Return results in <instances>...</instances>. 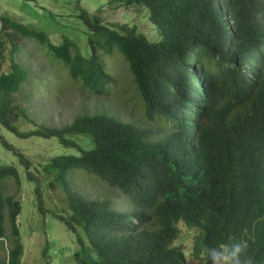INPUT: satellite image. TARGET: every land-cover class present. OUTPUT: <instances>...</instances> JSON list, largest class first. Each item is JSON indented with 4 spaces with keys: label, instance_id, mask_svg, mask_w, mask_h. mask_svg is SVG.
I'll return each mask as SVG.
<instances>
[{
    "label": "trees",
    "instance_id": "trees-1",
    "mask_svg": "<svg viewBox=\"0 0 264 264\" xmlns=\"http://www.w3.org/2000/svg\"><path fill=\"white\" fill-rule=\"evenodd\" d=\"M110 1L145 9L160 40L135 28H112L101 11L90 14L79 6L88 29L86 57L68 37L54 45L45 33L0 18L2 60L10 44L7 68L0 63V125L21 139H56L79 153L56 156L44 167L66 194L70 213L55 217L76 236L77 264H188L187 256L210 264L205 249L233 240L246 241L255 264H264V0ZM16 36L37 43L71 83L98 97L108 98L107 89L116 86L104 58L118 53L147 124L97 113L62 128L37 125L15 97L50 92L53 79L19 62L25 52ZM19 118L34 129L21 132L13 124ZM77 136H85L89 147ZM72 171L103 179L121 201L75 193L67 181ZM6 177L19 184L12 167L0 170V182ZM35 193L45 214L39 185ZM5 208L11 247L0 263L21 264V204L0 188V241L6 239ZM181 225L193 232L190 255L178 244Z\"/></svg>",
    "mask_w": 264,
    "mask_h": 264
},
{
    "label": "rangeland",
    "instance_id": "rangeland-1",
    "mask_svg": "<svg viewBox=\"0 0 264 264\" xmlns=\"http://www.w3.org/2000/svg\"><path fill=\"white\" fill-rule=\"evenodd\" d=\"M79 6L90 14H98L101 11L104 23L112 28H135L150 41L160 40L159 32L149 22L145 9L125 8L110 0H0V17H7L28 29L45 33L54 45H60L63 38L68 37L78 46L81 53L88 57V29L78 18ZM15 40L25 52L19 56V62L27 66L32 74L41 75V70L42 74L53 79V83L47 84V88L54 86L50 92L45 93V89L40 93L35 91L31 99L23 98V95L15 97L16 104L28 107L37 125L62 128L71 124L78 116L97 113H107L121 122L136 126L147 124L143 104L138 98L129 66L118 53L104 58L106 70L115 79L116 86L107 89V92L111 93L108 98L98 97L81 90L79 84L71 83L66 71L62 70L61 66L54 65L37 43L32 40H18L17 36ZM9 50L10 44L6 43V60L0 57L4 68L8 66ZM35 85L34 82L33 86ZM13 124L21 132L34 129L33 125L21 118ZM74 139L85 148L89 147L85 136H77ZM19 153L24 156L26 162L21 159ZM61 155L79 156V153L72 148L60 146L56 139H21L0 125V170L12 167L17 171L19 178V184L12 177L2 179L0 188L4 197H13L21 204L17 219L23 245L21 264H77L75 253L79 250V245L76 236L55 217L70 213L66 194L61 182L44 170L52 158ZM26 163L29 164L28 167ZM28 171L36 178L29 180ZM67 181L72 191L87 200L109 198L116 204L121 201L120 193L111 189L103 179L89 176L83 171L70 172ZM37 185L42 194V209L45 214L38 208L35 193ZM4 214L6 239L0 241L1 262L7 260L11 247L8 237L11 226L7 208ZM181 230L178 244L190 255L193 232L184 225H181ZM45 251L47 259L43 255ZM187 263L205 264L188 256Z\"/></svg>",
    "mask_w": 264,
    "mask_h": 264
},
{
    "label": "clouds",
    "instance_id": "clouds-1",
    "mask_svg": "<svg viewBox=\"0 0 264 264\" xmlns=\"http://www.w3.org/2000/svg\"><path fill=\"white\" fill-rule=\"evenodd\" d=\"M210 264H255L248 253V244L244 240H233L226 246H211L205 249Z\"/></svg>",
    "mask_w": 264,
    "mask_h": 264
},
{
    "label": "built area",
    "instance_id": "built-area-1",
    "mask_svg": "<svg viewBox=\"0 0 264 264\" xmlns=\"http://www.w3.org/2000/svg\"><path fill=\"white\" fill-rule=\"evenodd\" d=\"M1 18V17H0ZM2 26H3V23H2V21H1V19H0V30L2 29Z\"/></svg>",
    "mask_w": 264,
    "mask_h": 264
}]
</instances>
